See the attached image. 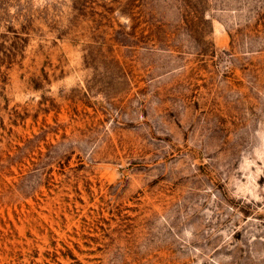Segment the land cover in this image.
I'll return each mask as SVG.
<instances>
[{"label": "rangeland", "instance_id": "374dc122", "mask_svg": "<svg viewBox=\"0 0 264 264\" xmlns=\"http://www.w3.org/2000/svg\"><path fill=\"white\" fill-rule=\"evenodd\" d=\"M0 264H264V0H0Z\"/></svg>", "mask_w": 264, "mask_h": 264}]
</instances>
